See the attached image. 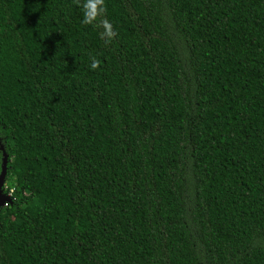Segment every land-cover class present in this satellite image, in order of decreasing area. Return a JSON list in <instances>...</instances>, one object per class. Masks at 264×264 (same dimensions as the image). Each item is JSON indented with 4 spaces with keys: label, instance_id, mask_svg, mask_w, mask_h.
<instances>
[{
    "label": "trees",
    "instance_id": "1",
    "mask_svg": "<svg viewBox=\"0 0 264 264\" xmlns=\"http://www.w3.org/2000/svg\"><path fill=\"white\" fill-rule=\"evenodd\" d=\"M91 3L0 0V264H264V0Z\"/></svg>",
    "mask_w": 264,
    "mask_h": 264
},
{
    "label": "water",
    "instance_id": "2",
    "mask_svg": "<svg viewBox=\"0 0 264 264\" xmlns=\"http://www.w3.org/2000/svg\"><path fill=\"white\" fill-rule=\"evenodd\" d=\"M3 151H4V148H3ZM8 163H9V158H8L7 153L4 151L2 172L0 174V210L4 206H8L13 203L11 196L4 193V186H5L6 177L8 174Z\"/></svg>",
    "mask_w": 264,
    "mask_h": 264
},
{
    "label": "clouds",
    "instance_id": "3",
    "mask_svg": "<svg viewBox=\"0 0 264 264\" xmlns=\"http://www.w3.org/2000/svg\"><path fill=\"white\" fill-rule=\"evenodd\" d=\"M99 3H101V0H94V3L89 4L88 7L92 8L93 10H95L96 5L99 4ZM93 19H95V16L92 15V14H88L86 16L85 22L86 23H91ZM105 27L107 28V33H106L107 36L108 37H112L113 36V30H112L111 26L106 24ZM91 66L94 69L98 68L99 67V61L95 60V58H93V63H92Z\"/></svg>",
    "mask_w": 264,
    "mask_h": 264
},
{
    "label": "flooded vegetation",
    "instance_id": "4",
    "mask_svg": "<svg viewBox=\"0 0 264 264\" xmlns=\"http://www.w3.org/2000/svg\"><path fill=\"white\" fill-rule=\"evenodd\" d=\"M4 207H5V206H4ZM4 207H3V208H4ZM3 208H1V209H3Z\"/></svg>",
    "mask_w": 264,
    "mask_h": 264
}]
</instances>
